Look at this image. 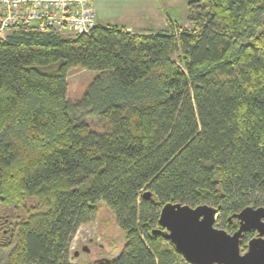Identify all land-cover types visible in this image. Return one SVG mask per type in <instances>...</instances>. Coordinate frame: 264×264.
Listing matches in <instances>:
<instances>
[{"label":"trees","instance_id":"trees-1","mask_svg":"<svg viewBox=\"0 0 264 264\" xmlns=\"http://www.w3.org/2000/svg\"><path fill=\"white\" fill-rule=\"evenodd\" d=\"M187 14L191 29L166 15L163 32L0 38V264H71L99 202L124 239L99 264H191L153 234L165 204L211 206L228 233L264 207V0H195ZM74 67L98 74L70 109Z\"/></svg>","mask_w":264,"mask_h":264},{"label":"rangeland","instance_id":"rangeland-1","mask_svg":"<svg viewBox=\"0 0 264 264\" xmlns=\"http://www.w3.org/2000/svg\"><path fill=\"white\" fill-rule=\"evenodd\" d=\"M191 1L193 0H93V7L101 25L124 27L133 33H148L167 30L166 15H169L177 26L191 29L192 25L187 19V5ZM147 11L154 16L149 19L147 15L142 18L144 20H139L138 15H145ZM160 13L163 18L159 17ZM97 74V71L80 67L70 69L65 97L69 108L80 100L84 90ZM79 115L81 117H77L76 122L83 121L92 130L101 131L97 117ZM215 222L216 226H219L218 215ZM123 244L122 233L112 213L103 202H99L94 221L80 227L73 237L68 258L71 264H96L102 258L114 259L123 249Z\"/></svg>","mask_w":264,"mask_h":264},{"label":"water","instance_id":"water-1","mask_svg":"<svg viewBox=\"0 0 264 264\" xmlns=\"http://www.w3.org/2000/svg\"><path fill=\"white\" fill-rule=\"evenodd\" d=\"M142 197L147 200L150 193L144 192ZM217 215L208 205L168 203L159 212V229L153 234L169 240L191 264H264V207H247L232 215L238 221L233 233L214 226ZM245 232H254L255 236L241 253L240 241Z\"/></svg>","mask_w":264,"mask_h":264},{"label":"built area","instance_id":"built-area-1","mask_svg":"<svg viewBox=\"0 0 264 264\" xmlns=\"http://www.w3.org/2000/svg\"><path fill=\"white\" fill-rule=\"evenodd\" d=\"M96 26L92 0H0V38L18 33L89 34Z\"/></svg>","mask_w":264,"mask_h":264},{"label":"crops","instance_id":"crops-1","mask_svg":"<svg viewBox=\"0 0 264 264\" xmlns=\"http://www.w3.org/2000/svg\"><path fill=\"white\" fill-rule=\"evenodd\" d=\"M194 1V0H193ZM92 4H93V0H92ZM147 15H149V19H150V16H154V15H152V13H150V12H145V15L144 14H140V15H138L139 16V20H144V19H142L143 17H146ZM160 18L162 17L163 18V14L162 13H160V16H159ZM100 21V19L98 18V16L96 15V25H100V26H104V25H101V23L99 22Z\"/></svg>","mask_w":264,"mask_h":264},{"label":"flooded vegetation","instance_id":"flooded-vegetation-1","mask_svg":"<svg viewBox=\"0 0 264 264\" xmlns=\"http://www.w3.org/2000/svg\"><path fill=\"white\" fill-rule=\"evenodd\" d=\"M229 220H230V219H229ZM236 221H237V220H236ZM237 223H238V221H237ZM99 261H100V260H99ZM99 261H98V262H96V264H99V263H100Z\"/></svg>","mask_w":264,"mask_h":264}]
</instances>
